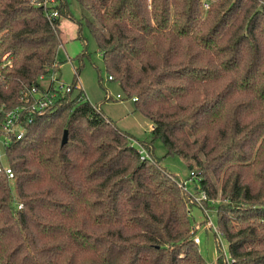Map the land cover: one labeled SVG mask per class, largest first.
I'll use <instances>...</instances> for the list:
<instances>
[{"label": "trees", "instance_id": "16d2710c", "mask_svg": "<svg viewBox=\"0 0 264 264\" xmlns=\"http://www.w3.org/2000/svg\"><path fill=\"white\" fill-rule=\"evenodd\" d=\"M37 1L0 0V131L5 112L60 71V19ZM77 1L108 77L153 124L138 142L150 159L90 102L77 68L8 149L16 177L0 174V264H225L200 255L189 197L155 140L220 201L230 264H264V0ZM59 8L74 18L67 0Z\"/></svg>", "mask_w": 264, "mask_h": 264}, {"label": "rangeland", "instance_id": "374dc122", "mask_svg": "<svg viewBox=\"0 0 264 264\" xmlns=\"http://www.w3.org/2000/svg\"><path fill=\"white\" fill-rule=\"evenodd\" d=\"M203 1H207L210 5L213 0ZM67 2L74 18L64 15L59 21L61 45L57 55V61L60 63L57 76L65 85L72 84L77 78L75 71L78 68L79 85H82L90 102L96 105L120 130L130 134L134 146L138 148V142L150 139L151 121L135 108L134 100L126 96L118 81L109 80L102 53L95 38L86 26L80 31L77 23V19H81L86 12L77 0H67ZM49 83V79L44 80V86H48ZM107 93L108 99L105 98ZM118 94L122 95V99H116ZM153 148L154 155L160 159L162 167L177 175L181 180L189 178L190 170L183 159L175 155H166V149L160 140L153 142ZM10 184L14 185V181ZM192 187L194 183L193 185L189 183L188 188ZM14 191L13 195H15ZM218 203H220L218 200L209 201V205H213V208H208L212 221L210 226L205 224L206 216L198 207L193 205L190 212L194 225L200 224V227L196 228V234L200 239L197 248L207 263L214 262L219 254L229 255L226 239L215 231L218 228L216 210Z\"/></svg>", "mask_w": 264, "mask_h": 264}, {"label": "built area", "instance_id": "2783aa9c", "mask_svg": "<svg viewBox=\"0 0 264 264\" xmlns=\"http://www.w3.org/2000/svg\"><path fill=\"white\" fill-rule=\"evenodd\" d=\"M37 4L42 6L46 17L51 24L54 25L55 20L61 18L62 15L59 8L60 0H38ZM202 5L205 10L209 7V3L207 1H203ZM4 60H6V63L9 65L12 63L10 60H7L5 58ZM108 78L109 80L112 79L111 76ZM46 79L50 80L48 86H44V80ZM41 80V86H34L25 93V96L23 97L24 104L16 106L5 112V120L0 131V174L5 175L9 182L14 181L16 175L12 166H10L8 163V149L14 142L24 138L27 130L26 123L28 119L31 120L30 118H32V115L35 114H44L47 108H49L52 103L50 95L55 96L51 89L52 86L60 92H69L71 90L70 84L65 85L64 83H62L59 80V76H57L56 72L52 73L49 77L42 76ZM116 99H122V95L118 94ZM132 99L135 100V97ZM138 153L141 159H150V156L148 155L146 149L141 145L138 146ZM198 180L199 178L196 176L195 172L190 171L189 178L180 180V182H178V186L189 197L191 206L187 208L188 213L190 214L191 207L195 205L205 214V224L210 226L212 224V221L209 216V209L205 205V202L209 201V199L207 198L205 191H201L195 186V181ZM189 183H191L192 185L194 183V187L189 189ZM22 206V203L17 204L18 209H21ZM199 227L200 224H198L197 226H193L194 233L192 236V240L195 244L200 243V239L196 234V228ZM215 231L217 234L219 233L218 229H216ZM222 255L224 263L230 264L232 260L229 255H226L225 253H222Z\"/></svg>", "mask_w": 264, "mask_h": 264}, {"label": "water", "instance_id": "95a60500", "mask_svg": "<svg viewBox=\"0 0 264 264\" xmlns=\"http://www.w3.org/2000/svg\"><path fill=\"white\" fill-rule=\"evenodd\" d=\"M68 142V130L64 132L63 141L62 143L65 144Z\"/></svg>", "mask_w": 264, "mask_h": 264}, {"label": "crops", "instance_id": "0c3cea01", "mask_svg": "<svg viewBox=\"0 0 264 264\" xmlns=\"http://www.w3.org/2000/svg\"><path fill=\"white\" fill-rule=\"evenodd\" d=\"M152 127H153V124H152V123H150V129H152Z\"/></svg>", "mask_w": 264, "mask_h": 264}]
</instances>
